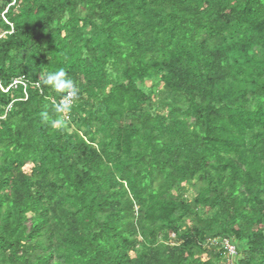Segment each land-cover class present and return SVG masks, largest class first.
I'll use <instances>...</instances> for the list:
<instances>
[{
  "label": "trees",
  "instance_id": "1",
  "mask_svg": "<svg viewBox=\"0 0 264 264\" xmlns=\"http://www.w3.org/2000/svg\"><path fill=\"white\" fill-rule=\"evenodd\" d=\"M223 240L264 264V0H0V264H228Z\"/></svg>",
  "mask_w": 264,
  "mask_h": 264
},
{
  "label": "clouds",
  "instance_id": "2",
  "mask_svg": "<svg viewBox=\"0 0 264 264\" xmlns=\"http://www.w3.org/2000/svg\"><path fill=\"white\" fill-rule=\"evenodd\" d=\"M46 82L51 84L57 90L66 91L67 94L71 97H75L77 95V89L75 85L73 84L71 79L67 78L66 73L63 69L48 74ZM65 107V105H58L57 110L63 111ZM42 118L47 121L49 119L48 113H42ZM52 123L53 125H58L60 121H52Z\"/></svg>",
  "mask_w": 264,
  "mask_h": 264
},
{
  "label": "built area",
  "instance_id": "3",
  "mask_svg": "<svg viewBox=\"0 0 264 264\" xmlns=\"http://www.w3.org/2000/svg\"><path fill=\"white\" fill-rule=\"evenodd\" d=\"M17 85L24 87V84L22 83L21 79L13 81L11 84V87L12 86L14 87ZM72 98L73 97H71L67 94L66 98L63 101H61L60 103L68 105L69 102L72 100ZM214 243L216 244V242H214ZM222 246L224 247V252H225L227 261L229 262L236 255L235 247L233 245H231L229 242H227L226 240L222 241Z\"/></svg>",
  "mask_w": 264,
  "mask_h": 264
},
{
  "label": "rangeland",
  "instance_id": "4",
  "mask_svg": "<svg viewBox=\"0 0 264 264\" xmlns=\"http://www.w3.org/2000/svg\"><path fill=\"white\" fill-rule=\"evenodd\" d=\"M155 83H156V80H152V81H150V82L144 83V86H143V87H144L146 90H149V89L151 88V85H152V84H155ZM64 105H66V104H64ZM62 118H63L62 120H65V121L68 120V117L66 116V113H65V112L62 113ZM69 120H70V118H69ZM69 120H68V121H69ZM72 126H73V125H72ZM24 170L27 171V170H28L27 167H26ZM188 193H190V192H188ZM190 196H191V195H190ZM190 196H189V197H190ZM209 215H210V214H207L206 216H209ZM218 264H219V263H218ZM220 264H221V263H220ZM228 264H230V262H228Z\"/></svg>",
  "mask_w": 264,
  "mask_h": 264
}]
</instances>
